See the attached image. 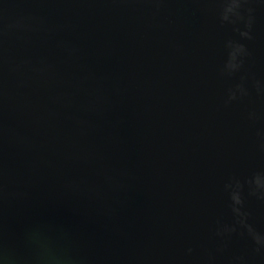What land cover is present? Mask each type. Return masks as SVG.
<instances>
[{"label": "water", "instance_id": "95a60500", "mask_svg": "<svg viewBox=\"0 0 264 264\" xmlns=\"http://www.w3.org/2000/svg\"><path fill=\"white\" fill-rule=\"evenodd\" d=\"M19 18L40 23L3 37L0 264H264L216 235L237 182L264 234V0H0Z\"/></svg>", "mask_w": 264, "mask_h": 264}, {"label": "clouds", "instance_id": "9594fccd", "mask_svg": "<svg viewBox=\"0 0 264 264\" xmlns=\"http://www.w3.org/2000/svg\"><path fill=\"white\" fill-rule=\"evenodd\" d=\"M231 3H234L236 7L240 8L243 0H230ZM239 19H242L240 16ZM40 22L35 18H19L14 22L8 23L6 26L0 25V63L3 59V37L6 32L11 31H30L38 26ZM251 24V19H249V26ZM241 36L251 38L248 32H241ZM234 50H231L229 53L228 66L231 68L232 72L238 70L241 67L242 61L238 62L236 53H240V56L246 54V49L243 44H233ZM67 51L69 54L74 53L75 49L68 48ZM27 61H22L20 64H17L13 67V71H22ZM239 92L241 95H246V91L242 86H237L236 91L230 92L229 101L237 98L236 92ZM254 118V114L252 117ZM252 185L250 189V195L256 196L257 198L264 200V177L257 175L253 181L250 182ZM232 189L230 193L231 199V212L235 218V223L232 225L223 224L218 225L216 229V235L219 237H230L231 234L237 232V226L246 231L248 237L251 238L252 242L255 245V250L260 251L264 249V234H261L256 230L253 224L249 223V213L244 210V200L241 196V185L237 182L234 186L229 185ZM191 252V249H188Z\"/></svg>", "mask_w": 264, "mask_h": 264}]
</instances>
